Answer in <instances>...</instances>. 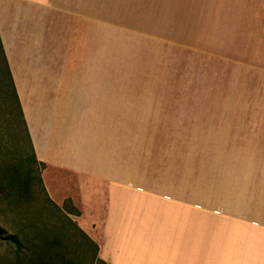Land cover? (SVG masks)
Here are the masks:
<instances>
[{"label":"crops","instance_id":"obj_1","mask_svg":"<svg viewBox=\"0 0 264 264\" xmlns=\"http://www.w3.org/2000/svg\"><path fill=\"white\" fill-rule=\"evenodd\" d=\"M70 6L0 0V38L44 188L57 204L72 203L96 262L264 264V0L202 1L203 53L256 97L248 113L228 103L195 115V142L185 134L179 155H155L152 168L123 104L107 93L112 69L96 64L91 18ZM193 148L202 199L231 203L222 208L229 223L217 225L228 236L214 244L217 257H193Z\"/></svg>","mask_w":264,"mask_h":264},{"label":"rangeland","instance_id":"obj_2","mask_svg":"<svg viewBox=\"0 0 264 264\" xmlns=\"http://www.w3.org/2000/svg\"><path fill=\"white\" fill-rule=\"evenodd\" d=\"M56 1L72 3L70 7L91 18L90 48L95 46L96 64L112 69V90L107 93L114 104H123L130 135L138 136L139 146L143 141L150 168L155 155H179L184 149L179 143L185 134L191 138L199 125L195 115L226 112L228 103L237 104L236 113L249 112L248 101L257 91L244 89L246 82L203 53V0ZM2 63L0 55V232L8 236L24 231L27 246L37 250L43 249L44 238L50 241L52 256L63 262L99 264L96 245L69 215L72 203L57 204L44 188L43 165L32 158ZM193 149V257H217L214 244L228 237L217 225L229 223L222 208L231 203L217 202L210 194L202 199L198 148ZM1 236L0 264H13L15 247Z\"/></svg>","mask_w":264,"mask_h":264},{"label":"trees","instance_id":"obj_3","mask_svg":"<svg viewBox=\"0 0 264 264\" xmlns=\"http://www.w3.org/2000/svg\"><path fill=\"white\" fill-rule=\"evenodd\" d=\"M0 55H1L2 62H3L2 63L3 64V74L6 77L5 86L9 90V93L14 97L15 103L17 105V110H18V121L20 125L22 126L23 131L29 141V144L32 150V158L34 161L38 162L36 159L33 146H32L26 120H25L24 113L21 107L20 99H19L16 87H15V84L12 78V74H11V71L8 65L6 54L4 52L1 38H0ZM23 232L20 231V232H17L12 235H8V236H5L3 235L2 232H0V234H2L1 236L2 239L7 241V243L14 245L15 247L16 260L13 264H71L70 262H67V261L63 262L57 257L52 256L53 255L52 249L48 246L50 241L48 242L44 238L40 240L41 243H45L43 246V249L37 250V249H32L28 247L27 243L30 242V240L27 239L26 233H23ZM33 239L36 240L35 238Z\"/></svg>","mask_w":264,"mask_h":264}]
</instances>
